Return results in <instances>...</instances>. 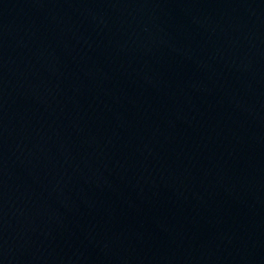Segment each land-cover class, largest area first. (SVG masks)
I'll use <instances>...</instances> for the list:
<instances>
[{
  "label": "water",
  "instance_id": "water-1",
  "mask_svg": "<svg viewBox=\"0 0 264 264\" xmlns=\"http://www.w3.org/2000/svg\"><path fill=\"white\" fill-rule=\"evenodd\" d=\"M0 117L264 172V0H0Z\"/></svg>",
  "mask_w": 264,
  "mask_h": 264
}]
</instances>
